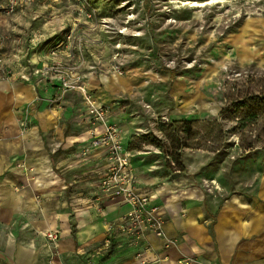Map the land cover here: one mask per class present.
<instances>
[{"label": "rangeland", "instance_id": "rangeland-1", "mask_svg": "<svg viewBox=\"0 0 264 264\" xmlns=\"http://www.w3.org/2000/svg\"><path fill=\"white\" fill-rule=\"evenodd\" d=\"M52 51L69 55L59 66L78 87L66 89L56 71L47 72L56 65ZM0 58V83L36 86L26 114L52 119L46 136L63 145H48V156L69 185L75 142L113 125L129 130L143 173L202 188L207 200L252 202L262 194L264 115L244 127L252 104L236 106L264 95V0H40L0 13ZM91 104L104 107V118ZM35 122L26 118L22 131Z\"/></svg>", "mask_w": 264, "mask_h": 264}, {"label": "crops", "instance_id": "crops-1", "mask_svg": "<svg viewBox=\"0 0 264 264\" xmlns=\"http://www.w3.org/2000/svg\"><path fill=\"white\" fill-rule=\"evenodd\" d=\"M60 55H50L53 64L69 59L67 53ZM34 65L41 68L38 62ZM36 100L35 85L0 83V264H141L138 248L120 230L111 235V246H105L108 225L118 223L130 206L106 198L99 189L98 175L108 164L104 151L75 160L92 136L75 142L69 167L77 174L69 185L48 156V145L54 151L63 145L62 139L46 136L52 119L26 114ZM26 118L36 121L35 126L22 131ZM119 130L128 144L129 130ZM57 166L68 167L64 162ZM133 168L138 189L154 196L164 210L166 238L176 242L167 249L164 239L149 234L150 264H180L186 258L204 264H264V180L262 194L252 202L242 197L207 200L202 188L152 177L134 163ZM70 187L74 192L65 199ZM49 232L60 237L56 247L45 236Z\"/></svg>", "mask_w": 264, "mask_h": 264}, {"label": "built area", "instance_id": "built-area-1", "mask_svg": "<svg viewBox=\"0 0 264 264\" xmlns=\"http://www.w3.org/2000/svg\"><path fill=\"white\" fill-rule=\"evenodd\" d=\"M38 1L40 0H4V2L0 3V13L7 16L15 15ZM73 41L74 38L72 34H69L66 39V44L70 46L73 44ZM58 54V51H52L51 53L54 57ZM0 63H2V58H0ZM59 65L61 64H56L55 68L51 67L46 70L48 73L56 71L55 73L59 74V82H61L66 89L78 87L79 83L69 78L71 77L69 70L63 69ZM36 72L40 73L39 70ZM84 90L82 88V93L86 96L87 101L91 102L90 98L87 97V91L84 92ZM91 105V111L92 114L95 115V118H104V107L96 108L93 104ZM98 150L104 151L108 160L106 169L98 175L101 193L106 198L120 199L123 203L130 206L129 212L123 216L118 223L108 225L109 237L106 240L105 246H111V235L118 229L131 239V244L133 246L138 248L137 259L140 260L141 264H150L147 258L149 247L146 245V238L149 234L164 239L166 242L165 248L167 249L176 244L174 240H168L166 238L164 210L162 206L156 202L154 196L142 193L138 189L132 162V153L128 150L127 144L124 143L117 126H108L101 133L92 135V140L81 149L78 156L80 159L86 158L93 151ZM45 236L50 244L56 247L60 239L59 235L49 232ZM157 262L158 261L154 264H157ZM179 263L204 264L193 258L182 259Z\"/></svg>", "mask_w": 264, "mask_h": 264}, {"label": "trees", "instance_id": "trees-1", "mask_svg": "<svg viewBox=\"0 0 264 264\" xmlns=\"http://www.w3.org/2000/svg\"><path fill=\"white\" fill-rule=\"evenodd\" d=\"M248 102H250L252 104V106L248 111V116L245 119L246 122L242 123L244 125V127H247L248 125H250V126L257 125L258 124L257 122L259 121V119H261L260 118L261 115H264V95L263 96H255V97L251 98L250 100H244L243 102H239L236 107L237 108H245V107H247ZM185 126H186V124H185ZM173 127H175V125H173ZM173 130L174 131H172L170 134V138H171L172 143H173V148L177 149V151L178 150L180 151L182 149V145H181V138L178 137L179 131L175 132V129H173ZM130 145H131V143L129 142L127 144V148L129 151L132 152ZM263 150H264V148H263ZM172 154H173V157L176 156V154H174V152H172ZM179 160H180L179 157L175 158V161L177 163H179Z\"/></svg>", "mask_w": 264, "mask_h": 264}, {"label": "bare ground", "instance_id": "bare-ground-1", "mask_svg": "<svg viewBox=\"0 0 264 264\" xmlns=\"http://www.w3.org/2000/svg\"><path fill=\"white\" fill-rule=\"evenodd\" d=\"M97 108V107H96ZM102 108V107H101Z\"/></svg>", "mask_w": 264, "mask_h": 264}]
</instances>
